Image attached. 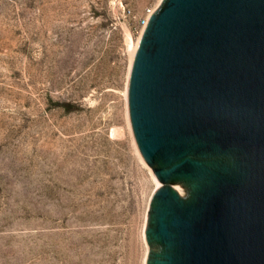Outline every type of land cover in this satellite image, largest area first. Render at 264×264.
I'll list each match as a JSON object with an SVG mask.
<instances>
[{
	"label": "rangeland",
	"instance_id": "obj_1",
	"mask_svg": "<svg viewBox=\"0 0 264 264\" xmlns=\"http://www.w3.org/2000/svg\"><path fill=\"white\" fill-rule=\"evenodd\" d=\"M161 1L0 0V264H147L129 83Z\"/></svg>",
	"mask_w": 264,
	"mask_h": 264
},
{
	"label": "water",
	"instance_id": "obj_2",
	"mask_svg": "<svg viewBox=\"0 0 264 264\" xmlns=\"http://www.w3.org/2000/svg\"><path fill=\"white\" fill-rule=\"evenodd\" d=\"M129 104L152 171V153L192 144L236 156L176 214V264H264V0H162L134 56ZM181 170L208 171L187 160Z\"/></svg>",
	"mask_w": 264,
	"mask_h": 264
},
{
	"label": "flooded vegetation",
	"instance_id": "obj_3",
	"mask_svg": "<svg viewBox=\"0 0 264 264\" xmlns=\"http://www.w3.org/2000/svg\"><path fill=\"white\" fill-rule=\"evenodd\" d=\"M190 161L207 168L203 175L172 171L182 161ZM151 166L159 185L150 200L145 226L148 243L147 264H176V214L194 204L213 172H227L236 162L232 153H219L187 145L173 153L155 151ZM181 187V190L178 188Z\"/></svg>",
	"mask_w": 264,
	"mask_h": 264
},
{
	"label": "built area",
	"instance_id": "obj_4",
	"mask_svg": "<svg viewBox=\"0 0 264 264\" xmlns=\"http://www.w3.org/2000/svg\"><path fill=\"white\" fill-rule=\"evenodd\" d=\"M129 11V10H128ZM154 12V9L151 7H147L145 9L144 16L140 19V23L142 25H146L148 23L150 15Z\"/></svg>",
	"mask_w": 264,
	"mask_h": 264
}]
</instances>
